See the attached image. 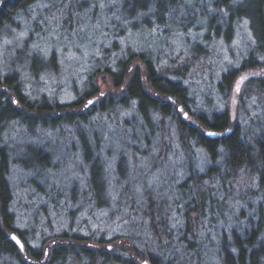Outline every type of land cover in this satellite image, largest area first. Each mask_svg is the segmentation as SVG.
Listing matches in <instances>:
<instances>
[{
	"label": "trees",
	"instance_id": "16d2710c",
	"mask_svg": "<svg viewBox=\"0 0 264 264\" xmlns=\"http://www.w3.org/2000/svg\"><path fill=\"white\" fill-rule=\"evenodd\" d=\"M41 1L61 7L66 17L81 7L64 0L62 4H55L58 0H0V29ZM210 1L215 12L206 21L203 13L187 22L186 11H194L196 5L184 10L186 0L125 1L114 25L122 33H142L143 41L136 42L128 53L127 49L122 55L117 51L113 60L106 50L83 92L73 100L35 98L24 89L17 74L0 69V264L7 259L9 264H264V202L254 205V193L241 192L238 183L239 176L245 174L264 187V118L260 133L250 136L239 121L232 119L227 107L211 108L210 96L208 103L196 100L186 82L192 64L179 63L177 57L164 64L145 37L158 26L174 25L177 31L188 32L198 30L197 24L208 23L205 41H196L192 48L197 58L208 55L207 45L213 40L229 39L241 21H248L255 41L241 66L223 73L219 91L226 95L242 71L264 65V0ZM146 42L148 47L144 46ZM114 46L119 47L117 41ZM105 74L122 90L93 101L100 94L96 78ZM247 85L246 95L253 89L264 94V78H252ZM130 107L140 123L139 131L132 129L135 125L128 117H118L121 110ZM101 116H106L109 126L118 131L115 139L123 144V151L111 163V170L107 164L111 149L103 141L104 135L93 132L90 125L87 131H79L82 160L89 168L81 200L86 209H101L106 228L129 224L132 229L110 238L107 231L92 229L87 234L63 232L48 239L63 237L82 244L71 242L47 249L45 239L34 232L28 238V230L18 228L16 196L9 178L13 148L6 131L12 123L27 131L60 130L93 119L102 123ZM151 133L158 134L161 144L157 142L159 146L152 150L140 148L141 139H149ZM169 139L176 143L174 150ZM26 145L41 165L49 166L52 154L48 149ZM202 153L208 156L204 163ZM172 154L180 158L182 167L170 163ZM20 159L29 167V156ZM167 167L174 169L172 175ZM179 169L184 175L181 180ZM156 179L161 183L157 185ZM168 186L173 196L165 193ZM247 204L248 211L242 209ZM227 212L232 217L227 218ZM11 233H16L21 243L13 240ZM123 240L127 246H123ZM94 241L95 247L83 245ZM109 243L114 248H109Z\"/></svg>",
	"mask_w": 264,
	"mask_h": 264
},
{
	"label": "rangeland",
	"instance_id": "374dc122",
	"mask_svg": "<svg viewBox=\"0 0 264 264\" xmlns=\"http://www.w3.org/2000/svg\"><path fill=\"white\" fill-rule=\"evenodd\" d=\"M65 1L70 5H76V8L81 7L75 9L72 16L66 17L61 7H54L50 1H41L29 13L19 15L0 29V69L5 73L17 74L22 80L24 89L35 98L45 96L48 99L59 101L75 99L86 87L88 77L98 60H104L106 50L110 51L109 55L113 60L117 51L121 55L128 53L129 50L134 49L136 42L143 41L142 33L138 35L135 31L122 33L114 25L118 9L123 10V5L127 0ZM186 1L184 10L185 7L192 10V4L196 5L194 11H186V22L188 19L192 20V17L200 18L203 13L205 18L202 19L206 21L215 12L210 0ZM57 3L62 4V0L55 2ZM172 26L152 28L145 36L154 54L160 55L164 64H170L174 57H177L176 61L179 63L190 62L192 70L186 82L190 85L191 93L196 96V100L208 103L207 98L210 96L211 101L208 106L218 110L227 107L232 119L239 121L248 135L259 134L264 118V94L253 89L248 96L245 91L250 79L264 78V65L242 71L226 95L219 91L223 73L228 69L240 67L249 56L251 44H254V36L248 21H241L229 39L224 37L216 39L212 34V39L216 40L207 45L208 55L201 54L197 58L193 57L192 48L196 41H205L204 34L208 30V23L197 24L195 29L198 30L188 32L177 31ZM119 29H122V26ZM116 41L119 44L118 48H114ZM144 46L148 47V43H144ZM173 50L175 53L172 52ZM34 58H37L36 62ZM112 60L110 64L113 65ZM96 82L100 88V94L93 101L109 93L115 94L122 90L114 86L108 74L98 75ZM119 113L118 117L125 115L129 118V123L132 126L135 125L132 129L139 131L140 123L135 118L132 107L129 110H121ZM96 120L93 119L88 124L64 126L60 130L37 129L33 131H27L25 127L12 123L8 127V132L6 131L5 137L13 148L10 154L9 178L16 196L15 215L18 219V228L28 230L26 232L28 238L34 232L38 238L45 239L47 249L71 242L75 246L82 244L63 237L55 240L48 239L63 232H67L68 235L79 232L87 234L92 229L94 232L98 230L99 233L107 231V237L110 238L115 233L125 234L132 229L133 225L129 224L108 225L106 228L104 216L100 215L101 209H86L81 200L89 168L82 160L79 131H87V126L90 125L93 132L104 135L103 141L105 143L107 141L111 149L107 163L111 170V163L116 161L123 151V144L115 139L118 137L116 135L118 131L116 132L115 127L109 126L108 118L101 116L102 123ZM105 131L108 132L105 133ZM141 141L140 148L147 150L156 149L161 144L158 134L155 136L153 133L150 134L149 139L143 137ZM169 141L174 150L175 141L173 139ZM27 143L36 147H45L50 151L52 162L49 166L41 165L32 153L27 151ZM25 155L29 156V167L21 163L20 158ZM207 159L208 156L202 153L201 163ZM218 159L221 161L222 156ZM170 163L179 166L181 160L172 154ZM181 170L179 169L180 175L183 173ZM167 172L172 175L174 169L167 167ZM159 174L158 171L157 177ZM109 177L112 181L113 177L108 175ZM180 177L179 180L184 175ZM238 179L241 192L247 195L249 191L254 193L252 199L254 205L260 201L264 202V187L259 186L258 181L246 177L245 174H241ZM155 183L158 185L161 182L156 179ZM167 189L165 193L173 196L172 188L168 186ZM242 209L248 211L249 205H245ZM242 209H239V214ZM226 216L227 218L232 217V215L229 216V212ZM126 242L123 240V246H127ZM83 245L95 247L96 242L83 243ZM108 247L114 248L113 243H109ZM7 260L5 264L10 263ZM71 264H78V262Z\"/></svg>",
	"mask_w": 264,
	"mask_h": 264
},
{
	"label": "water",
	"instance_id": "95a60500",
	"mask_svg": "<svg viewBox=\"0 0 264 264\" xmlns=\"http://www.w3.org/2000/svg\"><path fill=\"white\" fill-rule=\"evenodd\" d=\"M11 238H12L13 240H15L16 242L21 243L19 237H18L15 233H13V234L11 235Z\"/></svg>",
	"mask_w": 264,
	"mask_h": 264
},
{
	"label": "snow or ice",
	"instance_id": "6c2138e0",
	"mask_svg": "<svg viewBox=\"0 0 264 264\" xmlns=\"http://www.w3.org/2000/svg\"><path fill=\"white\" fill-rule=\"evenodd\" d=\"M93 101H89V104H92ZM208 135H217L216 133H208Z\"/></svg>",
	"mask_w": 264,
	"mask_h": 264
}]
</instances>
